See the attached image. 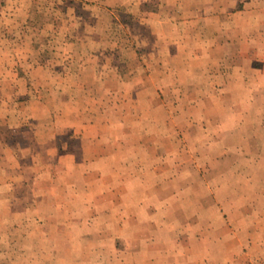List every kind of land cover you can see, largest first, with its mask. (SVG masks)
Wrapping results in <instances>:
<instances>
[{"label":"rangeland","instance_id":"374dc122","mask_svg":"<svg viewBox=\"0 0 264 264\" xmlns=\"http://www.w3.org/2000/svg\"><path fill=\"white\" fill-rule=\"evenodd\" d=\"M0 1L3 12L17 7L13 25H16L18 36L24 38L22 55L50 61L44 65L38 61L37 66H20L27 72L37 68V72L36 69L31 72L35 78L28 82L22 80L21 87L24 83L29 86V100L35 98L34 95H41L40 90H46L44 97L42 94L43 104H33L46 109V119L53 120L52 110L58 105V97L74 95L79 81L73 79V74H80L78 63L91 64L86 62L89 49L84 48L83 43L88 46L91 41H96L101 46L98 51L107 55V61L95 67H113L111 71L117 70L124 81L129 78L130 85L135 82L131 79L143 72L136 68L135 53L131 48L134 41L126 32L127 21L133 17L128 11L132 9L130 6H114L107 1L94 9L89 2L83 4L84 1L75 0ZM153 4L148 0L142 8L151 10ZM247 6L240 14L243 22L252 13H264L263 0L249 1ZM1 11L0 22L5 19ZM93 24L94 30L89 33L88 27ZM78 26L80 32H72ZM131 33L134 34V29ZM125 44L130 47L128 53L122 50ZM241 45V49H228L235 58L232 63L226 61L232 64L230 70H235L234 75L245 83L235 100L226 95L222 98L206 95L198 98L197 104L188 105L189 99L184 96H169L167 87L163 88V95L142 85L137 101L136 96L128 99L130 104L125 101L129 104L126 108L135 106L136 121L140 124L139 129L131 127L128 135L140 140L137 148H119V152H125L117 157H135L137 154L131 149L140 151L142 148L140 167L154 164L160 167L162 174L159 191L151 197L154 202H148L152 209L141 210L149 212L148 217L159 226L155 232L157 248L139 242L137 232L142 230L139 225L129 228L124 237L113 240L115 235H105L117 234L115 226L107 229L112 230L110 234L104 231L105 235L91 236L87 232L89 226L82 223L75 233L79 240L73 243L77 250H67L74 254L67 253L60 258L41 257V252L50 250L55 243L39 239V225L32 218L29 226L20 227V232L32 234L31 240L8 239V223L4 220L9 211L3 209V204L8 201L1 200L0 220L4 223L0 225V264H201V259H208L209 255L210 264H215L216 255H224L225 264H232L238 255L241 264H250L249 258L264 257V29H257L251 41L243 37ZM56 57L59 63L51 62ZM8 68L0 66V71ZM60 72L68 73L66 79L58 78ZM224 77L225 74L218 79ZM14 84V81L1 80L0 93L6 96ZM96 85L95 82L94 87ZM97 87L99 89L100 84ZM223 90L227 91L226 88ZM59 92L64 94L59 95ZM18 106L17 110L22 114L26 106L22 103ZM219 108L220 112L217 111ZM19 113L17 117L21 116ZM64 135L66 133L60 135L61 139ZM152 204L155 206L151 207ZM16 207L15 217L19 219L22 208ZM32 211L35 218L38 211ZM47 211L44 207L42 213L45 215ZM65 212L70 213L65 216L79 215L68 208ZM105 213L101 209L87 208L83 216L103 218L109 215ZM94 245L100 247L102 253L86 255ZM239 246L241 250L233 259L232 252ZM9 253L11 255H7Z\"/></svg>","mask_w":264,"mask_h":264},{"label":"crops","instance_id":"0c3cea01","mask_svg":"<svg viewBox=\"0 0 264 264\" xmlns=\"http://www.w3.org/2000/svg\"><path fill=\"white\" fill-rule=\"evenodd\" d=\"M75 1L89 2L94 9L107 1L114 6L132 8L128 10L133 17L127 21L126 32L134 41L131 48L136 68L143 72H138L130 85L129 78L124 81L117 70L111 71L113 67H95L107 61V55L98 51L101 46L96 41L88 46L83 43L84 48L89 49L86 62L91 64L78 63L80 74H73V79L79 81L74 95L70 93L72 96L66 97L64 92H59L64 97H58V105L52 110L53 120L46 119V109L33 106L43 104L46 90L34 95L37 100L31 96L32 101L28 99L29 86L24 83L21 87L22 80L28 82L35 78L31 72L35 69L37 72V68L27 72L20 66L44 65L50 61L22 55L24 38L18 36L16 25H13L17 7L7 13L0 10L5 15V21L0 22V66L9 67L0 71V81L16 83L6 96L0 93V201H8L3 204V209L9 211L4 220L8 223L7 238L31 240L32 234L20 232V227L29 226L32 218L39 225V239L55 243L50 250L44 249L41 257L60 258L77 250L73 243L79 240L75 233L82 223L89 226L87 232L91 236L105 235L104 231L110 234L112 230L107 229L115 226L117 234L105 235H115L113 240L124 237L129 228L139 225L142 229L137 232L139 242L157 248L155 232L159 226L148 217L149 212L141 210L149 208L148 202H154L151 197L159 191L160 167L154 164L140 167L142 148L140 151L131 149L137 154L135 157H117L125 152H119V148H137L140 140L128 135L131 127L140 128L135 106L126 108L130 104L128 99L136 96L137 101L138 90L146 85L151 92L163 95V88L167 87L169 96H184L189 99L188 105L197 104L196 100L206 95L209 98L226 95L235 100L245 83L234 75L235 70H230L232 64L226 63L227 60L232 63L235 58L228 49H241L243 37L251 41L257 29H264V13L258 11L248 20H240V14L248 7L247 2L256 0H152L151 10L142 8L148 0ZM76 27L72 32H80V26ZM129 27L134 29V34ZM88 28L92 33L94 24ZM129 49V45H123L126 53ZM52 61L59 63L58 57ZM67 74L60 72L58 78L64 80ZM224 74V78L218 79ZM95 82L100 84L99 89L97 85L94 87ZM18 103L26 106L22 114L17 110ZM18 113L21 116L17 117ZM63 133L66 135L61 139ZM16 205L22 208L19 219L15 217ZM44 207L49 210L45 215L42 213ZM67 208L79 215L65 216L70 214V211L65 212ZM87 208L101 209L109 215L84 217ZM32 209L38 211L35 218ZM4 222L0 220V225ZM69 249L72 251L68 252ZM239 250L240 246L232 252L233 259ZM101 253V248L94 245L86 255ZM24 254L29 255L28 252ZM209 256L201 259V264L205 261L210 264ZM224 259V255H216L215 264H225ZM240 259L238 255L232 264H241ZM249 263L264 264V257L249 258Z\"/></svg>","mask_w":264,"mask_h":264}]
</instances>
